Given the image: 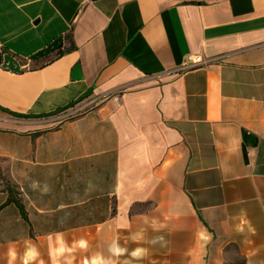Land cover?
<instances>
[{"label": "crops", "instance_id": "0c3cea01", "mask_svg": "<svg viewBox=\"0 0 264 264\" xmlns=\"http://www.w3.org/2000/svg\"><path fill=\"white\" fill-rule=\"evenodd\" d=\"M1 47L0 264H264V0H0Z\"/></svg>", "mask_w": 264, "mask_h": 264}, {"label": "water", "instance_id": "95a60500", "mask_svg": "<svg viewBox=\"0 0 264 264\" xmlns=\"http://www.w3.org/2000/svg\"><path fill=\"white\" fill-rule=\"evenodd\" d=\"M62 43H63V37L58 36L52 42H50L45 48L30 55L29 61L34 62L46 57L52 52L58 50L62 46ZM0 65L4 69H7L11 72L21 73L23 71V65H21L20 61L9 52L0 51ZM80 76H81L80 66L79 64H77L73 69L72 78L77 79L80 78Z\"/></svg>", "mask_w": 264, "mask_h": 264}, {"label": "trees", "instance_id": "16d2710c", "mask_svg": "<svg viewBox=\"0 0 264 264\" xmlns=\"http://www.w3.org/2000/svg\"><path fill=\"white\" fill-rule=\"evenodd\" d=\"M74 47H75V46L73 45V43H70V46H68V47L65 48V49H61V48H59V49L56 51V53H55L52 57L47 56V57H45V58H43V59H41V60H38V61H34V62H30V63H28V67H29L30 69H33V68H36V67H42V66H45L46 64H48L49 62H51V61L54 60L55 58L61 56L64 52L69 51V50H72ZM0 51H2V52H9V51H8L6 48H4V47H1V48H0ZM9 53H10V52H9ZM11 54H12V53H11ZM12 55H14V56H15V57L21 62V64H24V65L27 64V62L25 61V59H23V58H21V57L15 55V54H12ZM30 64L33 65V66H30ZM88 94H89V92H87L84 96L80 97V99H78L77 101L71 102V104H70L69 106L73 105L74 103L78 102V101L81 100L82 98L86 97ZM65 108H66V107H65ZM59 110H61V109H57L56 111H59ZM18 116H22V115L18 114ZM23 116H25V117H29V115H23ZM10 200H14V201H16V203L18 204L19 208L22 210V212H24L22 205L20 204V202H19L17 199H15V198L12 197V199L10 198ZM229 264H236V263L233 262V263H229ZM239 264H245L244 260H240V261H239Z\"/></svg>", "mask_w": 264, "mask_h": 264}, {"label": "built area", "instance_id": "2783aa9c", "mask_svg": "<svg viewBox=\"0 0 264 264\" xmlns=\"http://www.w3.org/2000/svg\"><path fill=\"white\" fill-rule=\"evenodd\" d=\"M214 59H210V58H203L201 55H189L187 57V59L184 61V63L181 66V70H188L191 68H194L196 66H200V65H205V64H209L213 61ZM113 99L115 101H118V97L117 95L113 96ZM77 113L76 110H72L69 112H63L61 114L62 117H72L75 116Z\"/></svg>", "mask_w": 264, "mask_h": 264}, {"label": "clouds", "instance_id": "9594fccd", "mask_svg": "<svg viewBox=\"0 0 264 264\" xmlns=\"http://www.w3.org/2000/svg\"><path fill=\"white\" fill-rule=\"evenodd\" d=\"M17 7H22V5H17ZM140 251H141V250H135V251L132 253V255H133L134 257H138V256L140 255Z\"/></svg>", "mask_w": 264, "mask_h": 264}, {"label": "rangeland", "instance_id": "374dc122", "mask_svg": "<svg viewBox=\"0 0 264 264\" xmlns=\"http://www.w3.org/2000/svg\"><path fill=\"white\" fill-rule=\"evenodd\" d=\"M30 66H33V65L30 64ZM79 102H80V101H79ZM79 102H78V103H79ZM85 102L87 103V101H81L80 103L83 104V103H85ZM239 261H240V258H236L235 263H236V264H239Z\"/></svg>", "mask_w": 264, "mask_h": 264}]
</instances>
